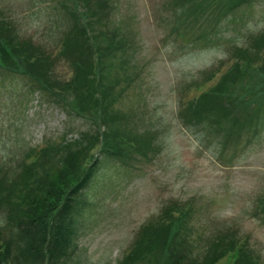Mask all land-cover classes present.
I'll use <instances>...</instances> for the list:
<instances>
[{
	"label": "rangeland",
	"instance_id": "374dc122",
	"mask_svg": "<svg viewBox=\"0 0 264 264\" xmlns=\"http://www.w3.org/2000/svg\"><path fill=\"white\" fill-rule=\"evenodd\" d=\"M263 46L264 0H0L1 261L264 264Z\"/></svg>",
	"mask_w": 264,
	"mask_h": 264
},
{
	"label": "trees",
	"instance_id": "16d2710c",
	"mask_svg": "<svg viewBox=\"0 0 264 264\" xmlns=\"http://www.w3.org/2000/svg\"><path fill=\"white\" fill-rule=\"evenodd\" d=\"M94 108H95V106L93 108H91L90 110H93ZM31 205H32V207H35L36 203H32ZM70 212H71V208L70 207H67L65 209H60L59 212L57 213L58 214L57 217L54 218V226L52 228H54L57 233L54 234L55 236H54L53 240L51 241L50 245H48L50 250H57V249L58 250H62V247L64 246V242H62L61 234L65 235L64 232L62 231V228L64 227L66 221L68 220ZM22 216H23V222L20 223L22 217L18 221V223H20V226L24 224V228L25 229L26 228L27 229H31V222L36 221V219H34V216L32 215V213H26V214H23ZM28 249L31 252H33L34 251V246L28 245ZM4 251L7 252L6 249ZM1 260L5 262V259L0 258V264H4V262H2Z\"/></svg>",
	"mask_w": 264,
	"mask_h": 264
}]
</instances>
